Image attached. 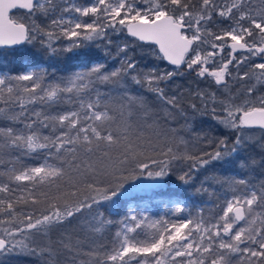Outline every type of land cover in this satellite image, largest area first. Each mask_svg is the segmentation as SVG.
<instances>
[{"label": "snow or ice", "instance_id": "6c2138e0", "mask_svg": "<svg viewBox=\"0 0 264 264\" xmlns=\"http://www.w3.org/2000/svg\"><path fill=\"white\" fill-rule=\"evenodd\" d=\"M60 3L62 7H58V0H0V45L39 43L41 50L55 55L101 40L111 45L113 35L126 32L139 41L158 45L162 58L172 65H184L198 78L210 76L215 84L225 87L226 77L247 79L249 72L241 75L240 66L259 57L260 61L249 68L253 73L259 70L257 81L264 82V0ZM13 9L26 10L28 23L11 17ZM36 17L48 22L38 24ZM214 27L220 31H213ZM60 40L68 43L57 47ZM129 48L127 43L117 45L113 58L118 59L119 67L111 70L97 62L63 78L48 79L47 70L40 67L15 75L0 74V119L10 122L0 127V166L6 160L13 164L0 170V257L46 254V264H61L60 257H64V264H264V184L249 185L245 179L216 180L217 184H227L229 190L216 197L222 200L214 206L219 211L207 216L201 208L195 215L189 210L179 219L146 223L147 216L130 214L120 221L122 228L115 232V242L101 245L100 250L84 251L80 246L83 242H73L70 236L56 242L59 249L52 243L43 247L32 243V236H47L57 225L85 209L94 213L93 231H102L111 221L104 220L103 211L94 206L114 204L123 181L128 179L125 173L149 168L137 156L145 155L149 148L160 149L159 139L165 133L157 121L137 97L125 94L123 99L128 103H117L116 97L121 96L118 89L124 88L125 80L130 78L179 108L178 98L165 96L161 84L180 73L156 69L144 73ZM225 48L229 49L227 54ZM230 65L237 70L235 77ZM99 85L110 88L101 92ZM254 90V86L249 87L247 95ZM194 95L202 102L203 114L210 113L218 124L264 129V97L260 98V106H234L220 101L227 115L219 116L214 106L215 93L197 89ZM31 105L37 107L30 108ZM133 105L142 110L143 126L133 122ZM190 106L196 110L194 103ZM17 124L22 127H15ZM197 140L215 145L214 150L198 155L178 154L169 146L160 151L167 159L152 160L159 170H149L147 175L164 177L172 161H186L190 162L188 170L179 179L187 184L192 179L191 171L235 154L242 144L237 137L229 147L226 139L210 132L199 134ZM14 153L19 155L13 159ZM21 157L39 158L41 162L16 167ZM238 185L244 188L240 190ZM18 191L27 195L17 197L14 194ZM197 191L215 195L203 186ZM21 203L43 204L45 208L39 215L34 210L18 211L16 206ZM185 210V205H177L174 215ZM145 226L151 230L149 233L141 231Z\"/></svg>", "mask_w": 264, "mask_h": 264}, {"label": "trees", "instance_id": "16d2710c", "mask_svg": "<svg viewBox=\"0 0 264 264\" xmlns=\"http://www.w3.org/2000/svg\"><path fill=\"white\" fill-rule=\"evenodd\" d=\"M88 0H77L78 3H85ZM62 3L58 1V7ZM10 16L20 19L28 23L27 12L22 9H15L10 12ZM43 17H36V23L46 24ZM213 31L219 32V27H214ZM211 40V37H209ZM112 44L108 45L104 40L89 43L87 47H81L73 52L60 51L55 55H50L46 51L41 50L39 43L28 44L24 42L18 46L0 47V71L15 75L28 69L29 67L44 68L48 72V79L63 78L76 70L86 68L91 64L102 62L107 66V70L119 67L118 59L113 58L116 56L118 44L127 43L130 48L129 51L133 53L134 59L137 61V67L142 72L146 73L148 70L156 69L158 72H179V75L173 76L165 83L161 84L164 89L165 96L178 98L179 108H173L167 104L163 99L159 98L155 93L149 91L146 85H137L130 78L125 80V87L118 89L121 96L116 97L117 103H125L128 101L123 99V96L129 95L137 97L143 101L144 106L151 113L152 117L157 121L158 127L165 135L159 139L160 149L153 150L151 148L146 150L145 155L137 156L139 162L148 163L149 168L141 172L140 169H135L131 173H125L128 179L123 181V187L120 189V195L114 198L115 203L107 202L94 207L100 208L103 213L104 220H110V224H105L102 231L95 232L92 228L91 216L94 213L85 209L83 212L77 214L66 220L63 224L57 225L51 230L47 236H32L31 241L37 246H45L52 243L57 249L60 245L56 243L59 239L65 236H70L75 242L80 240L83 243L80 245L84 251L89 248L100 250V246H110L115 242V232L120 230V221L129 214V205L134 207L135 213L138 214L141 203L150 200V194L147 190L140 192L138 190L142 182L152 178H161L160 182L165 184V193L161 195L163 200L168 197L174 196L176 198H188L190 200L189 210L193 215L198 210L203 208L204 214L207 216L209 213L218 212L214 206L217 203H222V200H217L216 197H222L229 189L227 184H217L216 180H234L245 179L249 185L264 184V129L260 127H246L241 126L237 128H227L224 125L218 124L211 116V114H203L201 110V100L197 98L194 93L197 89L205 93H215L217 103L214 105L217 108V115L226 116L227 113L222 111L223 105L220 101L230 103L234 106L241 105H255L260 106L259 101L264 97V82L257 81L259 70L255 73L250 71V64L260 60L256 57L254 61H248L246 64L241 65L239 73L242 75L244 72H249L247 79H231L228 80V86L217 85L214 83L212 77L198 78L195 72L188 71L184 65L179 67L173 66L166 61L159 54L156 47L150 42L139 41L137 38L130 36L126 32L113 35L111 37ZM68 42L65 40L57 41V47L66 45ZM216 43H223L216 41ZM229 49H224V54H227ZM107 53H111V56ZM237 56L240 53H236ZM217 61L220 57L215 58ZM211 68L212 65L210 64ZM229 70L235 77L237 70L233 66H229ZM27 83V82H24ZM251 96L247 95V89L253 87ZM101 92L110 88L109 85H99ZM106 102V101H105ZM196 105L194 110L190 105ZM213 105L209 102V107ZM37 107V105H31ZM142 110L133 105V122L136 125H144V121L140 118ZM239 113L236 119L238 122ZM10 122L0 119V127H6ZM15 127L20 128L22 125L17 124ZM47 131V130H45ZM210 132L212 136L220 139H226L229 147H231L237 137H240L242 144L237 152L221 161H215L199 171H191L192 177L189 183H184L179 179L185 171L188 170L186 161H172L169 167V173L164 177H149L147 171L159 170V165L152 163V160L163 161L167 157L160 154L161 150H166L167 147H172L174 152L182 154L188 152L193 155H198L201 152L214 150L215 145L209 146L199 140L197 136ZM183 140L185 143H181ZM19 153H14L13 159ZM151 157V159H149ZM41 160L31 159L28 157H21L19 161L15 162L16 167L35 166ZM134 167V164L132 165ZM13 167L5 161V165L0 166L3 168ZM159 183V182H158ZM15 186V185H14ZM203 186L208 188L210 192H215V195L198 192L197 190ZM238 189L242 190L243 185H238ZM54 191V190H53ZM15 196L27 195L25 192H17ZM194 201V202H191ZM196 201V202H195ZM17 210L30 211L34 210L37 215L44 211L45 206L40 205H24L23 203L16 206ZM144 216L148 217L146 223H151L149 219H179L180 216L174 215L168 208L161 211L158 210H145ZM149 233L151 230L146 226L141 230ZM68 255L65 253V256ZM81 259L88 260L87 256L80 257ZM48 257L45 254L42 257H33L28 255H14L8 257H0V264H46ZM61 264H64V257H60Z\"/></svg>", "mask_w": 264, "mask_h": 264}, {"label": "rangeland", "instance_id": "374dc122", "mask_svg": "<svg viewBox=\"0 0 264 264\" xmlns=\"http://www.w3.org/2000/svg\"><path fill=\"white\" fill-rule=\"evenodd\" d=\"M58 1H60V0H58ZM90 2H91V0H88L87 2L82 3V4H87ZM62 6H63V4L60 7H62ZM84 19L87 20L89 18H84ZM259 61L260 60H256V62H259ZM30 69H31V67L28 68V70H30ZM0 74H3V72L0 71ZM140 186H142V187H140L138 190H140V192H144L145 190H147L150 194V200L147 199L146 201L141 203L140 209L138 210V214L135 213L134 207H132V205H129L130 210H129L128 215L136 214L138 217H142V216H144L146 209L153 210V211L154 210L161 211L164 208H168L169 211H171L174 214L175 207L177 205H185L186 206L185 213L179 214L177 216H180L182 218V217L187 216L189 214V213H187V209H188L189 203H190V200L188 198H179L178 199L174 196L168 197L166 200H163L161 198V195L165 193L164 182L163 183L159 182V183H156V184L151 185V186H143V185H140ZM191 202H194V201H191ZM196 203H197V210H198V202H196ZM149 221L152 222V219H149ZM121 228H122V225H121Z\"/></svg>", "mask_w": 264, "mask_h": 264}, {"label": "water", "instance_id": "95a60500", "mask_svg": "<svg viewBox=\"0 0 264 264\" xmlns=\"http://www.w3.org/2000/svg\"><path fill=\"white\" fill-rule=\"evenodd\" d=\"M13 10H15V9H13ZM13 10H11V11H13ZM26 11V10H25ZM9 15H10V13H9ZM190 35V34H189ZM131 36V35H130ZM151 43V42H150ZM23 44V43H22ZM155 47H156V49L158 50V52H159V46L158 45H156V44H154V43H152ZM18 45H21V44H18ZM18 45H10V46H4V45H0V47H12V46H18ZM161 56H162V53H159ZM166 61H168L167 59H165ZM169 62V61H168ZM170 63V62H169ZM173 66H175V67H177L176 65H173ZM181 66V65H180ZM238 121H239V117H238ZM255 127H258V126H255ZM161 181V178H152V179H148V180H145L144 182H142V184L141 185H143V186H151V185H154V184H156V183H158V182H160Z\"/></svg>", "mask_w": 264, "mask_h": 264}]
</instances>
